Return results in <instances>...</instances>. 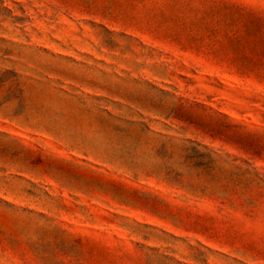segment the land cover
I'll return each mask as SVG.
<instances>
[{
    "label": "rangeland",
    "instance_id": "rangeland-1",
    "mask_svg": "<svg viewBox=\"0 0 264 264\" xmlns=\"http://www.w3.org/2000/svg\"><path fill=\"white\" fill-rule=\"evenodd\" d=\"M0 264H264V0H0Z\"/></svg>",
    "mask_w": 264,
    "mask_h": 264
}]
</instances>
